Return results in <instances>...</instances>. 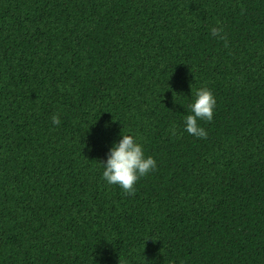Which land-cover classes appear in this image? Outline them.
Masks as SVG:
<instances>
[{
    "label": "trees",
    "instance_id": "obj_1",
    "mask_svg": "<svg viewBox=\"0 0 264 264\" xmlns=\"http://www.w3.org/2000/svg\"><path fill=\"white\" fill-rule=\"evenodd\" d=\"M0 264H264V0H0Z\"/></svg>",
    "mask_w": 264,
    "mask_h": 264
},
{
    "label": "clouds",
    "instance_id": "obj_2",
    "mask_svg": "<svg viewBox=\"0 0 264 264\" xmlns=\"http://www.w3.org/2000/svg\"><path fill=\"white\" fill-rule=\"evenodd\" d=\"M211 35L220 40H227L222 25L211 28ZM194 99L188 105L189 114L184 117L183 130L198 139H206L207 131L200 121L211 122L215 115L216 97L208 87L194 91ZM52 123L59 125L58 115H53ZM106 128L108 125L105 126ZM118 142H113L106 160L101 162L102 179L109 185L119 186L128 195L135 194V185L142 178L154 171L156 160L147 156L143 144L133 134L120 133Z\"/></svg>",
    "mask_w": 264,
    "mask_h": 264
}]
</instances>
